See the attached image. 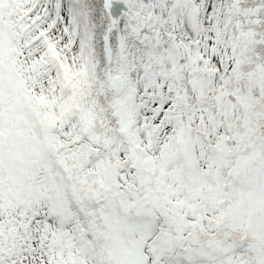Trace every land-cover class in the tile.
<instances>
[{
	"label": "snow or ice",
	"instance_id": "obj_1",
	"mask_svg": "<svg viewBox=\"0 0 264 264\" xmlns=\"http://www.w3.org/2000/svg\"><path fill=\"white\" fill-rule=\"evenodd\" d=\"M0 264H264V0H0Z\"/></svg>",
	"mask_w": 264,
	"mask_h": 264
}]
</instances>
